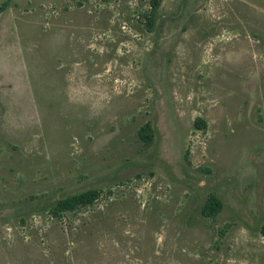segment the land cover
<instances>
[{"label":"rangeland","instance_id":"374dc122","mask_svg":"<svg viewBox=\"0 0 264 264\" xmlns=\"http://www.w3.org/2000/svg\"><path fill=\"white\" fill-rule=\"evenodd\" d=\"M149 2L0 0V264H264V0Z\"/></svg>","mask_w":264,"mask_h":264},{"label":"trees","instance_id":"16d2710c","mask_svg":"<svg viewBox=\"0 0 264 264\" xmlns=\"http://www.w3.org/2000/svg\"><path fill=\"white\" fill-rule=\"evenodd\" d=\"M149 5L150 11L149 17H147V21L148 26L152 27L157 9L159 7V0H150ZM196 123H199L200 127L204 126L203 122L200 119H197ZM138 136L145 146H149L152 142V132L150 126L145 125L139 131ZM98 196V191L88 190L77 195L68 197L56 203V205L52 209V214L58 216L63 212L74 211L78 208L87 207L92 204L98 198ZM221 206V202L218 200V198L214 195H210L202 209V213L206 217H214L220 212Z\"/></svg>","mask_w":264,"mask_h":264}]
</instances>
